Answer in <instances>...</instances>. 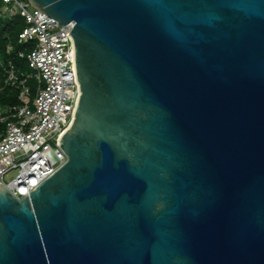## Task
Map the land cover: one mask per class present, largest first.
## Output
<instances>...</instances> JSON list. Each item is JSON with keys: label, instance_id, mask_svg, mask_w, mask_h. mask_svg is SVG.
<instances>
[{"label": "water", "instance_id": "obj_1", "mask_svg": "<svg viewBox=\"0 0 264 264\" xmlns=\"http://www.w3.org/2000/svg\"><path fill=\"white\" fill-rule=\"evenodd\" d=\"M28 1L77 92L64 162L0 183V264H264V0Z\"/></svg>", "mask_w": 264, "mask_h": 264}, {"label": "built area", "instance_id": "obj_2", "mask_svg": "<svg viewBox=\"0 0 264 264\" xmlns=\"http://www.w3.org/2000/svg\"><path fill=\"white\" fill-rule=\"evenodd\" d=\"M16 12L26 19L18 35L24 47L16 54L29 71L11 58L1 62L0 93L8 91L10 100L0 103V183L21 196L66 159L57 141L70 122L77 90L71 23L60 26L28 0H1V15Z\"/></svg>", "mask_w": 264, "mask_h": 264}, {"label": "trees", "instance_id": "obj_3", "mask_svg": "<svg viewBox=\"0 0 264 264\" xmlns=\"http://www.w3.org/2000/svg\"><path fill=\"white\" fill-rule=\"evenodd\" d=\"M1 4V0H0ZM26 26V19L20 13L11 14H0V78L2 75V61L8 58L13 59V61L18 66H23L26 68L25 61L19 58L16 52L23 48V44L18 41V35L22 29ZM12 45L11 53H8L7 47ZM8 91H3L0 93V103H6L10 98L6 95Z\"/></svg>", "mask_w": 264, "mask_h": 264}, {"label": "rangeland", "instance_id": "obj_4", "mask_svg": "<svg viewBox=\"0 0 264 264\" xmlns=\"http://www.w3.org/2000/svg\"><path fill=\"white\" fill-rule=\"evenodd\" d=\"M29 8H30V6H29ZM26 70L29 71V68H26ZM14 174H15V170H12L11 172H9V173L5 176V180L7 181V180L10 179Z\"/></svg>", "mask_w": 264, "mask_h": 264}]
</instances>
